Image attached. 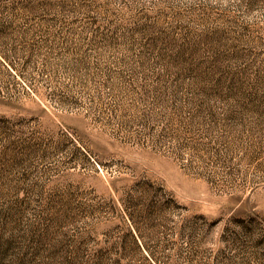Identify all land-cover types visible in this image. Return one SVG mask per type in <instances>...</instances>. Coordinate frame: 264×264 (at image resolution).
Here are the masks:
<instances>
[{
    "label": "rangeland",
    "instance_id": "rangeland-1",
    "mask_svg": "<svg viewBox=\"0 0 264 264\" xmlns=\"http://www.w3.org/2000/svg\"><path fill=\"white\" fill-rule=\"evenodd\" d=\"M0 264H264V0H0Z\"/></svg>",
    "mask_w": 264,
    "mask_h": 264
}]
</instances>
